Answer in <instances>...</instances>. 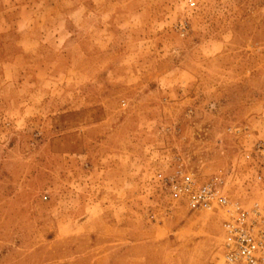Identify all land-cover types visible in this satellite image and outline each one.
<instances>
[{
  "label": "rangeland",
  "instance_id": "1",
  "mask_svg": "<svg viewBox=\"0 0 264 264\" xmlns=\"http://www.w3.org/2000/svg\"><path fill=\"white\" fill-rule=\"evenodd\" d=\"M263 111L264 0H0V264H224L154 175L241 199L226 128Z\"/></svg>",
  "mask_w": 264,
  "mask_h": 264
},
{
  "label": "built area",
  "instance_id": "2",
  "mask_svg": "<svg viewBox=\"0 0 264 264\" xmlns=\"http://www.w3.org/2000/svg\"><path fill=\"white\" fill-rule=\"evenodd\" d=\"M188 9L195 0H184ZM180 30L185 21H179ZM258 126L249 123L228 126L239 143L238 169L230 174L244 185L241 199L228 192V177L211 174L200 178L180 165L154 179L174 200L193 212H206L220 220V254L224 264H264V111ZM249 193V195H248Z\"/></svg>",
  "mask_w": 264,
  "mask_h": 264
},
{
  "label": "crops",
  "instance_id": "3",
  "mask_svg": "<svg viewBox=\"0 0 264 264\" xmlns=\"http://www.w3.org/2000/svg\"><path fill=\"white\" fill-rule=\"evenodd\" d=\"M103 231H104V229H102V232ZM129 246H131V244H129ZM125 248H126L125 251H127L125 253V255H122L123 253L122 254L120 253L121 255L116 254L115 256H114V254H112V256L107 259V262H110V264H148V260L151 261V258H148V257H142V258L137 257L136 260H133V257H132L129 260H127V256H129V255H127V253L130 252V249H128V247H125ZM101 258H103V257H101L100 255L96 256V260H99ZM105 258H107V257H105ZM156 264H165V263L160 260Z\"/></svg>",
  "mask_w": 264,
  "mask_h": 264
}]
</instances>
